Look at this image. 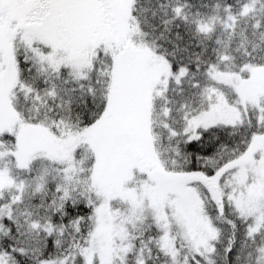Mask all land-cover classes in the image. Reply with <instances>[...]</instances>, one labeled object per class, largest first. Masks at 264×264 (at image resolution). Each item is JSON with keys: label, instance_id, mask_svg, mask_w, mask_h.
<instances>
[{"label": "snow or ice", "instance_id": "obj_1", "mask_svg": "<svg viewBox=\"0 0 264 264\" xmlns=\"http://www.w3.org/2000/svg\"><path fill=\"white\" fill-rule=\"evenodd\" d=\"M0 264H264V0H0Z\"/></svg>", "mask_w": 264, "mask_h": 264}]
</instances>
